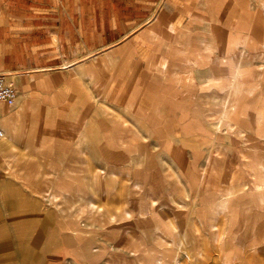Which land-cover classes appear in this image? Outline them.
<instances>
[{
  "label": "rangeland",
  "instance_id": "1",
  "mask_svg": "<svg viewBox=\"0 0 264 264\" xmlns=\"http://www.w3.org/2000/svg\"><path fill=\"white\" fill-rule=\"evenodd\" d=\"M173 23H148L144 63L116 46L56 87L16 86L0 115V264H264L262 79L259 96L195 90L170 111V75L207 89L212 67L161 31ZM241 56L264 71L262 51Z\"/></svg>",
  "mask_w": 264,
  "mask_h": 264
},
{
  "label": "crops",
  "instance_id": "2",
  "mask_svg": "<svg viewBox=\"0 0 264 264\" xmlns=\"http://www.w3.org/2000/svg\"><path fill=\"white\" fill-rule=\"evenodd\" d=\"M262 6L264 0H0V72L8 73L17 87L23 86L22 80L32 79L33 86L52 88L61 83L68 67L74 68L102 50L122 45L140 52L144 63L141 50L150 46V33L157 34L159 29L148 23L159 19L173 23L181 18L176 25L162 26L161 31L169 28L174 34L171 40L179 48L203 49L201 56L207 58H202L201 64L212 65L210 84L207 89L195 88L186 79V85L179 87L178 77L170 75V89L167 87L168 92L160 95L170 96V111L179 112L176 99L189 93L195 95V90L197 94L209 89L223 95L248 84L252 91L249 96H259L261 87L257 84L262 79L264 85V71L255 76L242 64L241 55L262 51L264 56ZM190 17L202 18L204 24L192 25ZM157 43L156 38L155 48ZM211 48L215 49L212 54ZM171 62L174 65L175 60ZM88 75L92 76V72ZM242 95L248 96L246 92ZM4 105L9 106L1 103L0 115L6 111ZM254 112L259 117L264 107L252 109ZM3 117H7L6 112Z\"/></svg>",
  "mask_w": 264,
  "mask_h": 264
},
{
  "label": "built area",
  "instance_id": "3",
  "mask_svg": "<svg viewBox=\"0 0 264 264\" xmlns=\"http://www.w3.org/2000/svg\"><path fill=\"white\" fill-rule=\"evenodd\" d=\"M19 90L16 85L8 81L7 74L0 72V104L5 103L8 105H14L18 98ZM5 131L0 128V136L3 137Z\"/></svg>",
  "mask_w": 264,
  "mask_h": 264
},
{
  "label": "bare ground",
  "instance_id": "4",
  "mask_svg": "<svg viewBox=\"0 0 264 264\" xmlns=\"http://www.w3.org/2000/svg\"><path fill=\"white\" fill-rule=\"evenodd\" d=\"M6 124V123H5ZM4 124V127H3V129H5L6 131H8L9 130V127L7 126V125H5ZM4 140H2V141H4L3 142V144H4V146H8L9 145V140H10V135L8 134V136L7 137H4L3 138ZM9 139V140H8ZM1 148H4V147H1ZM202 256L204 257V255H203V253H202Z\"/></svg>",
  "mask_w": 264,
  "mask_h": 264
}]
</instances>
